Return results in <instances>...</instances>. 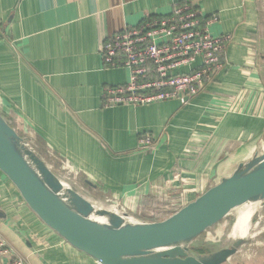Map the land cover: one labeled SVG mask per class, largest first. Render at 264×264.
<instances>
[{
    "label": "crops",
    "instance_id": "1",
    "mask_svg": "<svg viewBox=\"0 0 264 264\" xmlns=\"http://www.w3.org/2000/svg\"><path fill=\"white\" fill-rule=\"evenodd\" d=\"M181 2L0 0L5 118L42 157L67 160L100 199L122 200L139 220L141 210L194 202L264 150L262 0L197 4L204 18H217L210 34L232 41L222 70L195 99L104 106V88L130 80L129 70L105 67L108 39ZM141 135L153 139L152 150L138 147ZM0 234L27 264H100L48 228L2 172Z\"/></svg>",
    "mask_w": 264,
    "mask_h": 264
},
{
    "label": "water",
    "instance_id": "2",
    "mask_svg": "<svg viewBox=\"0 0 264 264\" xmlns=\"http://www.w3.org/2000/svg\"><path fill=\"white\" fill-rule=\"evenodd\" d=\"M0 172L17 188L38 218L74 249L100 264H227L247 244L193 256L201 235L243 206H264V153L240 164L170 218L132 223L115 211L96 208L65 187L45 161L9 124L0 109Z\"/></svg>",
    "mask_w": 264,
    "mask_h": 264
},
{
    "label": "built area",
    "instance_id": "3",
    "mask_svg": "<svg viewBox=\"0 0 264 264\" xmlns=\"http://www.w3.org/2000/svg\"><path fill=\"white\" fill-rule=\"evenodd\" d=\"M200 1L183 0L175 5L169 16L149 17L140 26L125 28L108 39L102 51L105 67L129 70L130 80L123 86L104 88L105 107H139L174 100L189 102L214 80L222 70L221 59L232 36L215 37L210 34L209 28L217 18H204L197 7ZM26 142L39 154L32 142ZM138 145L140 149L150 151L154 141L149 135H141ZM41 158L65 187L75 190L86 200L87 197L96 199L100 195L70 168L67 160L50 156L60 162L59 167H54L44 157ZM103 201L115 204L113 209L107 210L126 216L125 220L132 223L160 222L185 206L182 202L164 203L149 212L141 210L140 213L143 212L147 219L143 217L139 220L119 209L120 199L106 196ZM89 202L98 208L95 200ZM0 264H27L1 234Z\"/></svg>",
    "mask_w": 264,
    "mask_h": 264
},
{
    "label": "rangeland",
    "instance_id": "4",
    "mask_svg": "<svg viewBox=\"0 0 264 264\" xmlns=\"http://www.w3.org/2000/svg\"><path fill=\"white\" fill-rule=\"evenodd\" d=\"M195 99V98H194ZM34 146H36L34 144ZM139 147V145H138ZM37 149V146H36ZM264 153V150H263ZM45 160L47 163L53 165L54 167H58L60 162L55 158H49L45 157ZM65 185L69 186V183H65ZM95 194V193H94ZM93 196V194H92ZM101 196H96V199L92 197H87L89 201L95 200V205L100 209H113V206L115 204H107L103 199H100ZM120 202V210L124 211V204L123 201ZM104 204V205H103ZM244 207V206H243ZM261 208L264 209V206L261 205ZM235 211L232 212L225 220H223L221 223L216 225L215 227L209 229L206 233L201 235L191 246V254L193 256L198 255H204V254H210L216 251H219L224 248H228L233 240L228 238V234L230 232V227L235 221ZM144 219H147L144 217ZM210 238V239H209ZM256 242L261 243L260 245H254ZM9 245V244H8ZM245 250H249L248 256H238V254L233 257L229 263L230 264H264V234L258 236L255 241L247 242L245 247L243 248ZM262 250V251H261ZM238 256V257H237ZM263 260V261H262ZM96 261V260H95ZM236 262V263H235ZM245 262V263H244Z\"/></svg>",
    "mask_w": 264,
    "mask_h": 264
},
{
    "label": "bare ground",
    "instance_id": "5",
    "mask_svg": "<svg viewBox=\"0 0 264 264\" xmlns=\"http://www.w3.org/2000/svg\"><path fill=\"white\" fill-rule=\"evenodd\" d=\"M262 2L264 4V0H262ZM54 155H55V153H54ZM185 206H187V205H185ZM234 214H235V221L233 222V224L230 227V232L228 234L229 239H231L233 241L238 240V239H244L247 242H251V241H255V239L258 236L264 234V209L261 208L260 203L238 208L235 210ZM260 244L261 243L256 242V244H254V245H260ZM244 247L245 246H243L241 248V250L238 253V256H239V254H240V256H248L249 250L243 249ZM251 264H252V262H251Z\"/></svg>",
    "mask_w": 264,
    "mask_h": 264
}]
</instances>
